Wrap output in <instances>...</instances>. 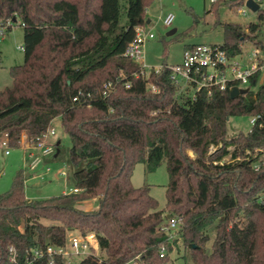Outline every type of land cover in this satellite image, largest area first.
<instances>
[{
  "label": "trees",
  "instance_id": "obj_1",
  "mask_svg": "<svg viewBox=\"0 0 264 264\" xmlns=\"http://www.w3.org/2000/svg\"><path fill=\"white\" fill-rule=\"evenodd\" d=\"M150 1L0 0V21L18 19L23 27L24 53L9 69L12 87L0 92V137L17 147L60 116L70 141L66 175L78 189L28 201L17 171L0 194V264H49L46 255L32 260V252L63 245L73 231L94 234L104 252L92 250L77 264H160L172 250L165 217H176L185 264H264V227L256 221L264 214V167L253 168L264 154V80L257 72L249 91L232 98L229 89L179 90L166 64L135 77L140 65L124 52L135 27L146 25ZM217 24L229 57L249 42L264 49V10L245 26ZM108 81L114 91L105 95ZM234 115L258 118L250 131L228 137ZM60 153L56 142L47 156ZM163 161L169 182L159 209L150 186L133 187L131 175L138 163L152 172ZM95 197L97 209L76 207ZM52 264L71 263L55 255Z\"/></svg>",
  "mask_w": 264,
  "mask_h": 264
},
{
  "label": "rangeland",
  "instance_id": "obj_2",
  "mask_svg": "<svg viewBox=\"0 0 264 264\" xmlns=\"http://www.w3.org/2000/svg\"><path fill=\"white\" fill-rule=\"evenodd\" d=\"M233 0H151L145 10V19L149 20L146 27L154 34V38L146 42L145 62L152 69H156L164 64L175 65L183 60V51L186 45L190 44H207L221 45L225 41L224 31L217 22L239 23L243 26L257 20V12L246 8V13L238 12V8L244 9L240 5L237 9L231 8L229 3ZM260 9L264 10V2L261 3ZM172 13L174 19L170 25L163 23L164 17ZM7 22L0 21V92L7 87H12L13 80L10 76L9 69L14 65H20L24 62L23 49V27L17 19L11 21V28L7 29ZM259 38L264 42V26L259 31ZM254 44L245 43L240 54H237L233 60H239L241 56L249 53ZM264 54V49H260ZM250 115L230 116L227 121V136L232 137L238 132H248L251 129ZM52 125L55 129L54 135H48L50 143L60 142L61 153L57 158L50 156L43 157L36 150V155L31 157L23 148L32 141L22 136L17 147H7L8 153H5V147L0 145V194L11 188L14 176L17 171L23 170L24 176V194L28 201H34L42 198H48L53 195L66 193L73 187L71 179L66 175L67 170V149L70 141L67 134L61 126L60 116L56 117ZM230 151L233 147L229 148ZM214 150L210 146L209 152ZM189 155L193 156L191 151ZM229 161V156L223 158V162ZM169 182L166 162L152 172H147L144 163H138L134 167L131 175V184L133 187L143 185L150 186V194L159 203V209L166 205V187ZM97 206L87 209L83 200L76 206L84 211H91L98 208ZM90 200V199H88ZM176 218V217H175ZM168 221L165 217L163 224ZM256 221L259 226L264 227V214L256 215ZM43 224H52V221L41 220ZM74 233L80 234L78 231ZM169 238L172 241V250L167 253V259L160 264H185L182 258V240L179 233L178 224L170 231ZM210 234L211 231H210ZM68 241V239H66ZM89 250L80 251L72 254L67 258L71 264L79 263ZM96 255H104L98 247L94 252Z\"/></svg>",
  "mask_w": 264,
  "mask_h": 264
},
{
  "label": "built area",
  "instance_id": "obj_3",
  "mask_svg": "<svg viewBox=\"0 0 264 264\" xmlns=\"http://www.w3.org/2000/svg\"><path fill=\"white\" fill-rule=\"evenodd\" d=\"M215 1V0H212ZM259 5L264 0H253ZM246 0H244V9L238 8V12L245 14ZM249 9V8H248ZM258 9V10H259ZM174 19L172 13H168L164 19L163 23L165 25H170ZM11 25V22H7ZM2 29H0V33ZM154 34L147 29L146 25H138L134 29V38L128 44L125 49L124 56L133 60L140 65L138 73H135V77L144 76L148 77L151 71H159L161 66L156 69L145 62V51L144 47L148 40L153 39ZM23 49V47H20ZM229 57L226 51L221 47V45H207V44H195L184 48L183 60L179 64L166 65L171 72V80L173 84L183 90L189 87L192 94L196 91L205 89L208 94L211 93L213 89L226 90L229 91L234 87L248 88L250 79L257 73L260 72L259 83L264 80V54H262L259 48H253L248 54L241 56L239 60H233L235 57ZM103 92L105 95L110 94L114 91V85L111 81L105 82L103 84ZM129 87V84H126ZM155 90L154 86H151ZM76 99V97L74 98ZM258 116H252L250 123L251 128L255 125ZM251 130V129H250ZM249 130V131H250ZM55 129L53 125L49 126L44 132H42L34 141L25 146L24 151L28 152V155L33 157L36 154L33 150H36L41 156L50 155L53 152V144L48 141V135H54ZM24 136V135H23ZM25 137V136H24ZM0 145L5 147V153H8L7 147L8 140L7 135L3 134L0 137ZM264 167V154H261L257 160L253 163L254 170H259ZM66 174V173H65ZM78 189L72 187L67 192H77ZM66 192V193H67ZM177 225V221L174 217H168V221L162 226V229L170 231L174 229ZM68 239V241H66ZM66 239L64 244L61 246L47 245L44 250H34L32 252V260L38 259L43 256H48V263L52 264L54 262L55 255H61L68 258L72 254H77L80 251L85 250H96L98 247L97 240L94 234H88L83 236L74 232H68L66 234ZM90 253V252H89ZM166 254V247L162 245L159 250L160 257ZM30 264V262H27Z\"/></svg>",
  "mask_w": 264,
  "mask_h": 264
},
{
  "label": "water",
  "instance_id": "obj_4",
  "mask_svg": "<svg viewBox=\"0 0 264 264\" xmlns=\"http://www.w3.org/2000/svg\"><path fill=\"white\" fill-rule=\"evenodd\" d=\"M245 5L254 12H257L259 9V5L253 1V0H246ZM146 23H149V20L146 21ZM249 91L248 88H241L239 89L238 87L234 86L231 90H230V96L232 98L237 97L239 94H245Z\"/></svg>",
  "mask_w": 264,
  "mask_h": 264
},
{
  "label": "crops",
  "instance_id": "obj_5",
  "mask_svg": "<svg viewBox=\"0 0 264 264\" xmlns=\"http://www.w3.org/2000/svg\"><path fill=\"white\" fill-rule=\"evenodd\" d=\"M59 142V141H58ZM27 198V197H26ZM28 200H31V199H29V198H27ZM97 202V199L96 198H92V199H90V200H86L85 202H87V203H85L86 204V208L87 209H89V208H93L94 206L96 207L97 206V204L96 205H94L93 204V202ZM76 206H78V204L76 205Z\"/></svg>",
  "mask_w": 264,
  "mask_h": 264
}]
</instances>
